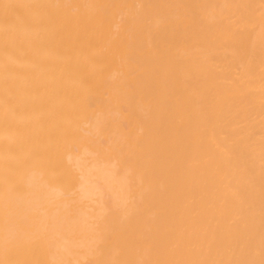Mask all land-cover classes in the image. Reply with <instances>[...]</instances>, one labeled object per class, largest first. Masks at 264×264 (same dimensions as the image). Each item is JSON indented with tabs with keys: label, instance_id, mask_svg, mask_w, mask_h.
Listing matches in <instances>:
<instances>
[{
	"label": "bare ground",
	"instance_id": "obj_1",
	"mask_svg": "<svg viewBox=\"0 0 264 264\" xmlns=\"http://www.w3.org/2000/svg\"><path fill=\"white\" fill-rule=\"evenodd\" d=\"M0 264H264V0H0Z\"/></svg>",
	"mask_w": 264,
	"mask_h": 264
}]
</instances>
